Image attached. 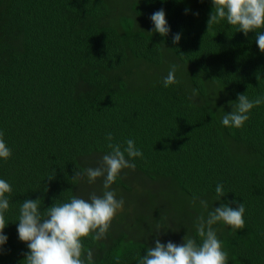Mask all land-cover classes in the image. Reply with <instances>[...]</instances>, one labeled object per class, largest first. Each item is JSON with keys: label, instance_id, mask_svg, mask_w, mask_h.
I'll list each match as a JSON object with an SVG mask.
<instances>
[{"label": "trees", "instance_id": "trees-1", "mask_svg": "<svg viewBox=\"0 0 264 264\" xmlns=\"http://www.w3.org/2000/svg\"><path fill=\"white\" fill-rule=\"evenodd\" d=\"M160 9L166 37L152 31ZM211 11V0H0V131L12 151L0 160L12 186L0 264H21L28 251L16 231L20 203L41 199L44 211L77 195L74 171L110 151L109 132L113 143L136 142L143 157L134 170L156 190L139 188L149 192L142 227L83 241L95 264H137L157 237H195L197 216L207 215L200 200L209 210L243 203L242 230L213 227L228 264H264V104L241 128L221 123L238 94L264 95V53L254 32L226 21L207 30ZM173 64L178 83L165 88ZM125 180L111 188L134 191Z\"/></svg>", "mask_w": 264, "mask_h": 264}, {"label": "clouds", "instance_id": "clouds-1", "mask_svg": "<svg viewBox=\"0 0 264 264\" xmlns=\"http://www.w3.org/2000/svg\"><path fill=\"white\" fill-rule=\"evenodd\" d=\"M211 4L207 30L226 21L236 32L244 35L254 32L256 45L264 53V0H211ZM150 20L154 26L153 32L161 37L170 33L163 9L152 13ZM180 40V33L173 34V44H178ZM176 71L177 65H171L163 79L165 88L178 83ZM192 94L196 96L197 90L194 89ZM261 104H264V95L250 99L246 93L238 94L236 102L231 103L232 110L224 113L222 125L226 128H241L249 119L250 111ZM3 136L4 133L0 131V160L7 161L12 151ZM113 140V134L107 133V148L110 151L101 157L98 166L74 171L71 178L74 184L82 179L92 184L98 178H103L101 195L93 192L87 198L72 195L67 201L57 199L44 211H41V199H26L20 203L16 231L19 240L28 249L21 264H95L92 250L86 248L83 241L89 237L93 241L106 237L113 219L124 207L123 198L117 199L111 186L124 169L135 168L133 161L136 158L143 157V152L133 139H127L122 144L113 143ZM52 178L53 175L49 180ZM11 192V184L0 179V254H3V245L8 239L4 229L8 224L5 214L10 210L8 196ZM215 193L217 199L225 196L222 183H217ZM196 200L194 196V204ZM199 203L207 215L202 212L197 216L194 222L195 237L185 235L180 244L170 240L166 244L161 243L157 238L154 246L146 247L142 256L138 254L135 257L137 264H228V253L223 249L213 226L222 223L234 231L242 230L245 226V205L233 200L231 203L236 205L234 208L221 203L219 207L209 210L208 201L200 200ZM116 259L118 262L119 257Z\"/></svg>", "mask_w": 264, "mask_h": 264}, {"label": "rangeland", "instance_id": "rangeland-1", "mask_svg": "<svg viewBox=\"0 0 264 264\" xmlns=\"http://www.w3.org/2000/svg\"><path fill=\"white\" fill-rule=\"evenodd\" d=\"M149 76L150 74H147L143 79L149 78ZM134 79L136 81L137 77L134 76ZM102 156L103 155L94 154L91 155L90 157L84 158L82 160L83 162L82 164L85 165V167L83 166V168L86 169L88 167L98 166ZM120 175H122L126 179L125 180L126 182H130L129 184L130 187L132 186L133 188L134 187L136 188L134 189V191L132 192L126 191V193H123L118 189L111 188V190L115 191L117 199L123 198L124 207L123 210L118 212L116 217L113 219L108 232L114 229L121 230L122 228H127L132 230L135 229L137 226L142 227V225H139L140 224L139 216L145 214L144 212H148L147 206L149 204V192L146 190L144 191L142 189L140 190L139 188L141 185H144L145 188H150L152 186H153L152 189L156 188V185H151L148 182L149 181L148 179L144 178L143 175H140L134 169H124ZM130 177H133V179H131ZM102 180L103 178H98L94 183L89 184L87 183L86 179H82L78 186L79 189L77 195L83 198H87L89 194L93 192H95L97 195H101L103 192ZM136 181L138 183L137 186L139 187L136 186L135 184ZM155 190L154 192H157ZM159 240L161 243H165V244L168 242V239L167 241L165 240L166 242L161 241V239Z\"/></svg>", "mask_w": 264, "mask_h": 264}]
</instances>
